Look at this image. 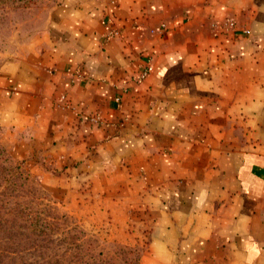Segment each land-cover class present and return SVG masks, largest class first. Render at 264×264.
Returning a JSON list of instances; mask_svg holds the SVG:
<instances>
[{"label":"crops","instance_id":"1","mask_svg":"<svg viewBox=\"0 0 264 264\" xmlns=\"http://www.w3.org/2000/svg\"><path fill=\"white\" fill-rule=\"evenodd\" d=\"M29 52L0 133L65 209L138 264H264V0H56Z\"/></svg>","mask_w":264,"mask_h":264},{"label":"rangeland","instance_id":"2","mask_svg":"<svg viewBox=\"0 0 264 264\" xmlns=\"http://www.w3.org/2000/svg\"><path fill=\"white\" fill-rule=\"evenodd\" d=\"M55 2L0 5V72L30 53ZM40 176L38 165L13 153L0 133V264H138L142 243L109 233V224L80 206L65 209Z\"/></svg>","mask_w":264,"mask_h":264},{"label":"trees","instance_id":"3","mask_svg":"<svg viewBox=\"0 0 264 264\" xmlns=\"http://www.w3.org/2000/svg\"><path fill=\"white\" fill-rule=\"evenodd\" d=\"M34 1L35 0H0V5H7V6H11V7H13V6H15V7H17V6H29L30 4L34 3ZM34 218H36V217H34ZM42 224H44V226L48 225V223L45 220L42 221ZM64 236L66 237V235H64ZM91 260H93V259L91 258ZM93 261H94V263H96L95 260H93Z\"/></svg>","mask_w":264,"mask_h":264},{"label":"built area","instance_id":"4","mask_svg":"<svg viewBox=\"0 0 264 264\" xmlns=\"http://www.w3.org/2000/svg\"><path fill=\"white\" fill-rule=\"evenodd\" d=\"M226 24H227V26H229V27H233V22H232V21H229V20H228V21L226 22ZM160 27L162 28L163 25H161ZM243 32H244V33H248V30H247V29H244ZM150 70H151V66H150V65H146V66L142 69V71L140 72V74H139V78H143L144 76H146V75L149 73Z\"/></svg>","mask_w":264,"mask_h":264}]
</instances>
